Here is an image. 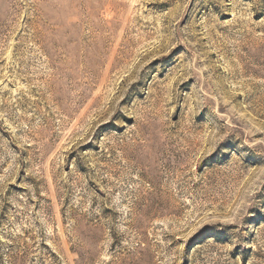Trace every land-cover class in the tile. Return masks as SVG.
I'll return each instance as SVG.
<instances>
[{"label":"rangeland","instance_id":"1","mask_svg":"<svg viewBox=\"0 0 264 264\" xmlns=\"http://www.w3.org/2000/svg\"><path fill=\"white\" fill-rule=\"evenodd\" d=\"M0 264H264V0H0Z\"/></svg>","mask_w":264,"mask_h":264}]
</instances>
